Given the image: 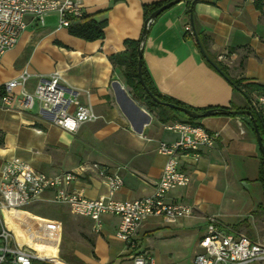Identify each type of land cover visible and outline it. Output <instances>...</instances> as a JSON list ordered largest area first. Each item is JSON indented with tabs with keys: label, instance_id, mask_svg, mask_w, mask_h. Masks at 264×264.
<instances>
[{
	"label": "crops",
	"instance_id": "obj_1",
	"mask_svg": "<svg viewBox=\"0 0 264 264\" xmlns=\"http://www.w3.org/2000/svg\"><path fill=\"white\" fill-rule=\"evenodd\" d=\"M154 1L158 0H79L83 15L106 20L103 37L95 40L69 34L58 24L56 12L47 13L42 24L25 15V30L0 56V85L26 69L30 75L23 89L31 92L40 75L58 70L65 95L90 104L96 117L67 131L51 123L52 114L37 105L30 110L0 106V169L16 156L36 172L72 171L76 178L67 188L97 198L108 194L104 180L88 166L97 162L122 177L114 198L134 199L153 192L166 160L158 146L173 141L177 132L164 127L171 120L160 121L133 94L108 56L123 49L124 39L140 37L142 5ZM186 8L187 1L181 0L148 26L142 57L154 85L162 94L195 108L250 107L248 98L207 61L195 36L185 35L183 27L190 23L195 33L207 38L203 52L211 60L222 54L220 61L230 76L264 83V12L252 0H197L192 18ZM19 90L16 87L14 93ZM197 122L218 133L215 145L180 155L178 167L190 174V181L164 197L166 202L191 205L193 213L174 222L148 216L133 236L135 248L115 236L117 216L103 214L100 229L94 231L91 219L52 202L50 191L26 203L20 212L60 224L65 220L76 261L58 256L72 264H121L135 253H147L158 264H190L209 215L223 228L259 238L264 234V184L259 179L262 158L250 118L214 114ZM48 205L68 211L55 215L42 211ZM247 264H264V260Z\"/></svg>",
	"mask_w": 264,
	"mask_h": 264
},
{
	"label": "built area",
	"instance_id": "obj_2",
	"mask_svg": "<svg viewBox=\"0 0 264 264\" xmlns=\"http://www.w3.org/2000/svg\"><path fill=\"white\" fill-rule=\"evenodd\" d=\"M258 3L264 12V0H252ZM56 12L58 24L67 27L71 20L83 16L79 0H0V56L12 48L27 23L25 15H31L38 23L43 17ZM183 33L194 36L190 23L183 27ZM223 60V55L217 56ZM30 73L24 69L16 77L2 84L0 106L16 107L30 110L37 105L40 111L52 114L50 122L65 129L74 131L78 125L93 120L90 104H83L73 97H67L58 70L47 75H40L33 89L28 92L23 85ZM19 87L17 94L14 89ZM257 104L264 106V94L257 97ZM164 127L177 132L171 142H160L158 151L166 156L158 180L154 183L150 195L134 199H116L113 197L122 185V177L115 171L97 163H88L89 168L97 172L108 187L107 195L87 198L81 191L69 190L67 187L76 176L72 171L55 174L36 172L20 157L7 160L0 169V264H72L57 255H40L27 244H18L4 220L3 209L21 208L46 191L54 203L66 205L75 215L91 219L93 230L101 227V216L112 214L118 217L115 236L135 248L133 239L141 222L148 216H162L168 222L191 215L193 207L186 203L166 202V192L186 186L190 174L178 167L180 155L211 148L215 145L218 133L210 131L199 123L186 119H173ZM199 250L195 252L190 264H247L254 260H264V234L252 240L246 235L231 228H223L213 215L207 216L205 230L198 240ZM121 264H158L147 253H135L129 261ZM163 264H180L169 262Z\"/></svg>",
	"mask_w": 264,
	"mask_h": 264
},
{
	"label": "trees",
	"instance_id": "obj_3",
	"mask_svg": "<svg viewBox=\"0 0 264 264\" xmlns=\"http://www.w3.org/2000/svg\"><path fill=\"white\" fill-rule=\"evenodd\" d=\"M169 0H158L150 3H144L142 5L143 10V16L144 20L149 16V14L167 2ZM187 1V8H186V14L192 18V9L193 5L197 0H186ZM258 8V3H255ZM106 24V20L103 19L101 21L95 20L91 16H85L83 15L77 20H71L69 25L66 27L69 34L79 37L84 40H95L100 39L104 35L103 28ZM196 43L199 47H201L204 51H206V41L207 38L202 36L200 32L196 31ZM140 38L132 39V38H126L123 40V49L117 52H114L108 56V59L112 63L113 66H117L121 69L122 76L124 77L125 83L131 88L133 94L142 101L150 110H153L160 121L167 122L168 120L175 119L180 114H183L185 117H183L186 120H189L191 122L198 123L197 120L199 118H191L182 113L179 110L170 108L165 105H161L158 103H155L149 95L146 93V91L143 89L142 85L140 84L138 77H137V60L139 58L138 53V46H139ZM214 63L219 68V73L222 74L226 80L231 84L233 89L241 91L249 100L250 107L248 108H237L233 105H229L227 107H211L214 109H249L252 113L253 119L256 122V125L258 127V130L261 135L262 142H264V115L261 113V109L264 106H260L257 104V97H254V94H264V83L249 80L245 77H233L230 76L227 72L226 66L216 58H212ZM141 60V69H142V78L144 80V83L148 87V89L160 100L171 102L177 105H181L190 109H194L198 112H202L206 109H210L208 107L204 108H195L190 105H187L181 101H178L170 96L162 94L156 86L154 85L146 67L144 64V60L142 57V54L140 56ZM217 70V69H216ZM3 93L2 85H0V94ZM221 114V113H217ZM250 126L253 129L252 126V119L250 118ZM1 142V141H0ZM259 179L264 184V163H261L260 171H259ZM262 208H264V205H262Z\"/></svg>",
	"mask_w": 264,
	"mask_h": 264
},
{
	"label": "rangeland",
	"instance_id": "obj_4",
	"mask_svg": "<svg viewBox=\"0 0 264 264\" xmlns=\"http://www.w3.org/2000/svg\"><path fill=\"white\" fill-rule=\"evenodd\" d=\"M180 115L185 117L183 114ZM23 209L24 206L16 209H3L4 220L7 227L11 229L13 241L15 238L21 245L23 241L33 240L40 250H48L55 256L58 253L65 260L71 262L76 261L72 258L70 232L65 220L60 224L56 220L20 212ZM44 210L52 212V215L68 211L67 209H56L53 205L42 207V211Z\"/></svg>",
	"mask_w": 264,
	"mask_h": 264
},
{
	"label": "water",
	"instance_id": "obj_5",
	"mask_svg": "<svg viewBox=\"0 0 264 264\" xmlns=\"http://www.w3.org/2000/svg\"><path fill=\"white\" fill-rule=\"evenodd\" d=\"M181 0H169L167 2H165L164 4H162L161 6H159L158 8H156L155 10H153L149 16L147 18H145L144 20V25H143V29L141 31V35H140V41H139V46H138V53H139V58L137 60V77L138 80L140 82V84L142 85L143 89L146 91V93L149 95V97L158 104L161 105H165L168 106L170 108L176 109L181 111L182 113H184L185 115H187L188 117L191 118H202L208 115H214L217 113H221V114H244L247 115L249 118L252 119V126H253V130L255 133V137H256V141H257V145L259 147L260 153H261V158H262V163H264V142H262L261 139V135L260 132L258 130V127L256 125V122L253 119L252 113L249 109H214V108H210V109H206L202 112H198L194 109H190L181 105H177L171 102H167V101H163L160 100L158 97H156L146 86V84L144 83V80L142 78V69H141V60H140V56L142 54V49H143V44L147 35V29L149 24L152 22V20H154L162 11H164L165 9H167L168 7H170L171 5L179 2ZM194 31V28H193ZM194 36H196V33L194 31ZM201 52L203 53L204 57L207 59V61L215 68L217 69V71H219V68L217 67V65L214 63L213 60H211L202 50V48L200 47ZM220 72V71H219Z\"/></svg>",
	"mask_w": 264,
	"mask_h": 264
},
{
	"label": "bare ground",
	"instance_id": "obj_6",
	"mask_svg": "<svg viewBox=\"0 0 264 264\" xmlns=\"http://www.w3.org/2000/svg\"><path fill=\"white\" fill-rule=\"evenodd\" d=\"M121 87V86H120ZM124 101V100H123ZM16 209V208H15ZM22 244H27L29 245L30 247H32L33 249H35L40 255H54L52 253H50L48 250H45V249H38L37 247V243H35L33 240H30V241H23ZM21 244V245H22Z\"/></svg>",
	"mask_w": 264,
	"mask_h": 264
}]
</instances>
